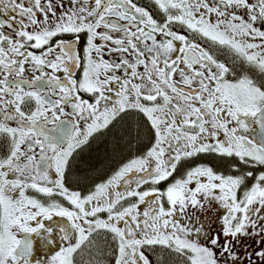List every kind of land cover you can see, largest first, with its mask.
Wrapping results in <instances>:
<instances>
[{"label":"snow or ice","instance_id":"1","mask_svg":"<svg viewBox=\"0 0 264 264\" xmlns=\"http://www.w3.org/2000/svg\"><path fill=\"white\" fill-rule=\"evenodd\" d=\"M0 264H264V0H0Z\"/></svg>","mask_w":264,"mask_h":264}]
</instances>
